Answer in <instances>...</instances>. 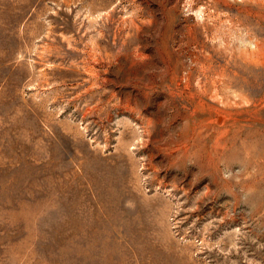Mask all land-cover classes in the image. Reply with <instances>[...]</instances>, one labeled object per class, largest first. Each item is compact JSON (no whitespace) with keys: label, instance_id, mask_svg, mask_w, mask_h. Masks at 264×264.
<instances>
[{"label":"rangeland","instance_id":"rangeland-1","mask_svg":"<svg viewBox=\"0 0 264 264\" xmlns=\"http://www.w3.org/2000/svg\"><path fill=\"white\" fill-rule=\"evenodd\" d=\"M0 264H264V0H0Z\"/></svg>","mask_w":264,"mask_h":264}]
</instances>
